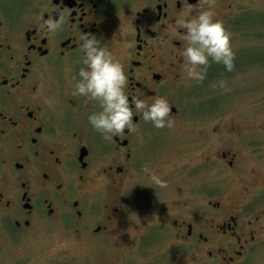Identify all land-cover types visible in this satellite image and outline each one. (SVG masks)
Segmentation results:
<instances>
[{
    "label": "flooded vegetation",
    "instance_id": "flooded-vegetation-1",
    "mask_svg": "<svg viewBox=\"0 0 264 264\" xmlns=\"http://www.w3.org/2000/svg\"><path fill=\"white\" fill-rule=\"evenodd\" d=\"M219 2L0 0V221L6 230L22 232L37 215L66 213L77 233L100 242L126 231L137 198L123 188L144 166V143L152 141L144 135L154 126L134 109L130 129L115 135L93 129L87 116L100 110L98 101L72 95L73 77L86 67L80 37L94 34L120 60L130 102L164 96L176 119L170 95L182 76L185 43L177 18ZM49 18L63 21L52 34L42 27ZM238 159L237 151L222 149L207 161L237 171ZM260 188L250 183L236 197L212 186L200 200L162 203L166 216L128 246L143 264H245L264 245Z\"/></svg>",
    "mask_w": 264,
    "mask_h": 264
},
{
    "label": "rangeland",
    "instance_id": "rangeland-1",
    "mask_svg": "<svg viewBox=\"0 0 264 264\" xmlns=\"http://www.w3.org/2000/svg\"><path fill=\"white\" fill-rule=\"evenodd\" d=\"M214 11L231 33L234 67L229 72L223 64L210 63L201 83L188 79L182 69L170 95L179 109L174 126L146 131L145 142L152 141L144 143V166L123 188L124 195L137 198L126 231L100 242L88 232L77 233L66 213L37 215L31 227L17 233L0 221V264H143L127 241L140 238L150 222L166 216L158 209L162 203L200 200L212 186L228 188L236 197L250 183L264 188V0H220ZM222 149L238 152L237 171L222 160L207 161ZM145 168L166 180L167 187L153 185ZM244 261L264 264V245Z\"/></svg>",
    "mask_w": 264,
    "mask_h": 264
},
{
    "label": "clouds",
    "instance_id": "clouds-1",
    "mask_svg": "<svg viewBox=\"0 0 264 264\" xmlns=\"http://www.w3.org/2000/svg\"><path fill=\"white\" fill-rule=\"evenodd\" d=\"M62 19L49 18L42 25L49 34L61 28ZM176 23L184 29L181 33L184 46L180 51L183 58V70L188 79L201 83L205 80L210 63L223 64L226 71L234 67L235 52L231 45V33L223 20L216 18L214 9H206L191 14V9L177 18ZM80 48L83 50V64L73 77L72 95L84 96L98 101L100 110L88 114L87 119L94 130L101 134H119L131 128L134 109L150 121L155 128H172L174 120L170 116L171 107L164 96H156L151 103L142 98L130 102L126 92L127 76L120 60L101 47L100 40L94 34L82 33ZM78 77V78H77ZM220 80L219 86L224 87ZM51 104L52 100H46ZM130 104L132 106H130ZM149 172L153 185L167 187V181L155 172Z\"/></svg>",
    "mask_w": 264,
    "mask_h": 264
},
{
    "label": "water",
    "instance_id": "water-1",
    "mask_svg": "<svg viewBox=\"0 0 264 264\" xmlns=\"http://www.w3.org/2000/svg\"><path fill=\"white\" fill-rule=\"evenodd\" d=\"M173 110H176L175 108H172Z\"/></svg>",
    "mask_w": 264,
    "mask_h": 264
}]
</instances>
